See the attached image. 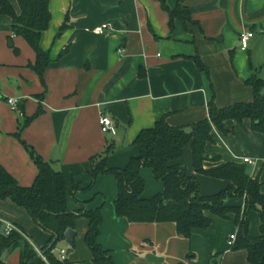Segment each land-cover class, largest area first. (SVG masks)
<instances>
[{
    "label": "crops",
    "instance_id": "1",
    "mask_svg": "<svg viewBox=\"0 0 264 264\" xmlns=\"http://www.w3.org/2000/svg\"><path fill=\"white\" fill-rule=\"evenodd\" d=\"M167 4L173 8L177 0ZM183 4L192 20L175 19L170 28L169 14L157 0H49L51 18L39 44L50 62L42 79L29 67L35 61L34 51L12 33L9 18L0 13V164L20 185L29 186L37 167L22 141L52 162L64 177L70 210L81 203L85 209L100 208L97 241L115 264H210L215 254L217 264H249L247 251L232 250L228 243L236 234L232 214L226 219L209 215L213 223L208 228L195 229L185 238L172 222L138 223L116 216L113 201L118 189L112 174H99L90 185L92 156L111 147L107 167L123 168L138 154L134 139L142 129L161 117L171 126H190L208 117L212 101L219 108L250 102L253 90L246 80L253 74L264 78L261 61L252 53L264 43V0H183ZM103 23L111 28L103 34L93 32ZM244 30L253 36L242 49L238 38ZM196 56L206 70L199 68ZM10 97L19 99L16 110L7 103ZM37 110L40 113L31 118ZM101 114L111 117L114 134L101 131ZM27 118L31 120L24 124ZM223 129L213 127L212 140L205 146L220 160L205 161L203 166L243 163L241 159L248 157L254 164L244 163L246 171L259 181L264 195V133L255 131L249 118L226 120ZM189 147H184L179 163L188 174H195ZM140 175L143 198L163 190L151 168H142ZM195 176L203 195L228 184ZM74 184L81 189H73ZM247 216L249 235L258 237V210ZM6 223L20 229L37 251L48 243L50 234L8 198L0 199V229ZM87 224L84 216L76 220L74 246L62 264H93L84 242ZM67 249L61 240L53 253L62 260L59 251ZM19 255V248L11 250L4 263L20 264Z\"/></svg>",
    "mask_w": 264,
    "mask_h": 264
},
{
    "label": "trees",
    "instance_id": "2",
    "mask_svg": "<svg viewBox=\"0 0 264 264\" xmlns=\"http://www.w3.org/2000/svg\"><path fill=\"white\" fill-rule=\"evenodd\" d=\"M157 1L169 14L170 28L175 19L184 23L192 20L183 0H177L173 8L168 6V0ZM15 3L17 7L11 0H0V13L9 18L12 33L21 36L34 51L35 61L29 67L42 79L50 62L48 52L41 49L39 44L41 33L47 29L51 18L49 0H15ZM63 28L64 26L61 27ZM194 58L199 68L206 70L199 57ZM246 83L253 90L250 102H235L219 108L212 101L208 117L190 126H171L161 117L151 127L142 129L134 139L138 154L131 157L123 168L107 167L106 158L111 147L92 156L89 166L92 178L90 185L97 175L112 174L118 189L113 201L116 216L138 223L172 222L177 234L185 238H190L195 229L208 228L213 223L209 215L226 219L232 214L236 234L231 249L246 250L249 264H264V195L260 192L259 181L251 178L244 163L226 161L208 168L203 166L205 161L220 160V157L205 150L207 142L212 140L213 127L224 130L226 120L240 121L249 118L253 122V129L264 133V78L253 74ZM39 113L40 110H37L31 118ZM31 118H27L24 124ZM22 143L37 167V174L31 185L22 186L0 164V199L8 198L23 207L50 234V238L40 249V254L20 229L7 235L3 233L0 235V255L5 248H19L20 264L66 263V257L57 259L53 249L59 241L64 240L65 231L68 228L75 230L76 220L84 216L88 220L84 242L91 252L93 264H115L109 250L104 249L97 241L102 223L100 208L85 209L81 203L78 209L70 210L61 171L29 145L23 141ZM186 146L191 149L194 173L227 181L223 190L208 195L201 193L195 174H188L185 166L179 163ZM144 167L151 168L154 178L163 183V190L149 198L142 197L145 183L140 171ZM73 189H81L80 184H74ZM233 198H243V205L231 204L229 201ZM253 209L258 210L260 215L258 237L249 235L247 215ZM218 256L219 254L211 256L210 264H217ZM0 264L5 263L0 260Z\"/></svg>",
    "mask_w": 264,
    "mask_h": 264
},
{
    "label": "built area",
    "instance_id": "3",
    "mask_svg": "<svg viewBox=\"0 0 264 264\" xmlns=\"http://www.w3.org/2000/svg\"><path fill=\"white\" fill-rule=\"evenodd\" d=\"M110 28H111V25L109 23H103L102 25L93 29V32H95L96 34H103L107 29H110ZM252 36H253V33L251 31L244 30V31L240 32L238 40H239L240 47L242 49H245L247 47L248 41ZM7 103L9 104V106L12 110H16L17 105L19 103V99L16 97H10L7 99ZM100 128H101V131L103 133H110V134H114L115 130H116L115 125H114L111 117L107 114H101L100 115ZM241 160L243 163L254 164V161L249 159L248 157H243ZM13 230L19 231V229L15 225H13L12 223H6L5 224L4 233L6 235L9 234ZM234 240H235V234H231L229 236L228 243L232 245ZM59 257L61 259H64L66 257L65 250L59 251Z\"/></svg>",
    "mask_w": 264,
    "mask_h": 264
},
{
    "label": "water",
    "instance_id": "4",
    "mask_svg": "<svg viewBox=\"0 0 264 264\" xmlns=\"http://www.w3.org/2000/svg\"><path fill=\"white\" fill-rule=\"evenodd\" d=\"M0 233H4V226L1 227ZM75 236V230L68 228L65 233H64V241L68 245V249L66 251V255H68L72 251V243H73V237ZM11 249L10 248H5L1 255H0V260L2 262L5 261L6 257L10 253Z\"/></svg>",
    "mask_w": 264,
    "mask_h": 264
},
{
    "label": "rangeland",
    "instance_id": "5",
    "mask_svg": "<svg viewBox=\"0 0 264 264\" xmlns=\"http://www.w3.org/2000/svg\"><path fill=\"white\" fill-rule=\"evenodd\" d=\"M257 35H260V33H257ZM252 53H253L254 57L256 58V60L261 61V63H260L261 65H260L259 69L261 70V73L264 75V43L261 47L257 46L256 49L252 50ZM186 147H189V146H186ZM39 253L41 254L40 251H39Z\"/></svg>",
    "mask_w": 264,
    "mask_h": 264
}]
</instances>
